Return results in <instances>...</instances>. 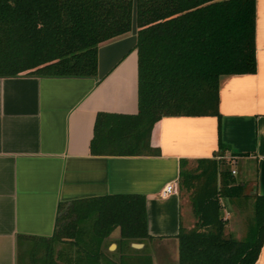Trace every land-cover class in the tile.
Here are the masks:
<instances>
[{
  "label": "trees",
  "instance_id": "1",
  "mask_svg": "<svg viewBox=\"0 0 264 264\" xmlns=\"http://www.w3.org/2000/svg\"><path fill=\"white\" fill-rule=\"evenodd\" d=\"M133 2L0 0V76L97 75L99 46L131 32ZM137 25L138 112L99 111L93 153H157L150 141L157 120L220 116L221 75L256 71V0H137ZM193 161L180 162L179 189L189 192L195 221L181 222L175 264H254L264 243V193L238 181L219 156ZM242 196L252 199L253 215L237 236L222 197ZM116 227L118 247L106 250ZM152 237L143 193L86 196L59 202L51 236L21 234L20 258L40 250L42 264H153L147 252H126L132 240Z\"/></svg>",
  "mask_w": 264,
  "mask_h": 264
},
{
  "label": "crops",
  "instance_id": "2",
  "mask_svg": "<svg viewBox=\"0 0 264 264\" xmlns=\"http://www.w3.org/2000/svg\"><path fill=\"white\" fill-rule=\"evenodd\" d=\"M256 56L255 72L221 75L220 116L164 115L157 120L150 137L157 153L91 150L99 111L138 112L136 48L101 79L98 74L0 76V264H20L21 234L54 233L61 200L127 192L146 196L153 237L132 240L126 252L131 257L147 252L153 264H175L181 222L191 226L195 221L179 190L181 158H227L235 173L250 181L251 191L263 194L264 0H256ZM168 182L177 189L163 196ZM227 225L242 235L243 223L236 216ZM119 237L116 227L108 236L109 248L117 249ZM254 264H264V243Z\"/></svg>",
  "mask_w": 264,
  "mask_h": 264
},
{
  "label": "rangeland",
  "instance_id": "3",
  "mask_svg": "<svg viewBox=\"0 0 264 264\" xmlns=\"http://www.w3.org/2000/svg\"><path fill=\"white\" fill-rule=\"evenodd\" d=\"M219 159L221 161V166H229L231 169H233V162H230L227 158L220 157ZM195 161L191 162L190 167L195 166ZM238 181L244 182L243 179H241L240 174L233 173ZM252 181V180H251ZM248 182H244L245 184H250ZM181 196H183L184 202H189V192L184 189H179ZM249 190V189H248ZM222 201L224 203V214L228 219H233L235 216L239 219L240 223H243L242 232L245 231L247 225L249 223V220L251 219L253 215V201L249 197H239V198H229V197H222ZM173 243V242H172ZM172 243L170 241L169 247H172ZM110 244V240L107 242V245ZM62 246L61 243H56L55 247L58 249ZM170 249V248H169ZM28 250V249H27ZM106 250H113L111 248H107ZM171 250V249H170ZM171 252V251H170ZM168 254V253H167ZM41 255V251L37 253V257L29 256L28 253L26 255L24 254L23 258H19L20 264H42L41 258L38 256Z\"/></svg>",
  "mask_w": 264,
  "mask_h": 264
},
{
  "label": "water",
  "instance_id": "4",
  "mask_svg": "<svg viewBox=\"0 0 264 264\" xmlns=\"http://www.w3.org/2000/svg\"><path fill=\"white\" fill-rule=\"evenodd\" d=\"M137 0L133 2L132 29L130 34L109 41L99 46L98 77H105L137 44ZM137 49V48H136ZM138 52V50H137ZM139 83V76H138ZM139 104V98H138ZM139 245L140 243H136ZM114 246V244L112 245Z\"/></svg>",
  "mask_w": 264,
  "mask_h": 264
},
{
  "label": "built area",
  "instance_id": "5",
  "mask_svg": "<svg viewBox=\"0 0 264 264\" xmlns=\"http://www.w3.org/2000/svg\"><path fill=\"white\" fill-rule=\"evenodd\" d=\"M232 172L235 173V172H236V169L233 168V169H232ZM176 189H177V187H176V183L168 182V183L164 186V188L162 189V192H161V193H162L163 196H166V195H168V194H170V193H172V192H175Z\"/></svg>",
  "mask_w": 264,
  "mask_h": 264
}]
</instances>
